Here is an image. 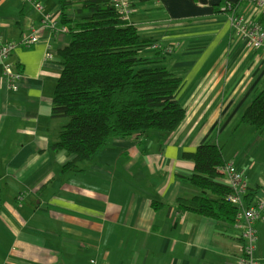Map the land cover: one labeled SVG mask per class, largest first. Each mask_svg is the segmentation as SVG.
Returning <instances> with one entry per match:
<instances>
[{"label":"crops","instance_id":"crops-1","mask_svg":"<svg viewBox=\"0 0 264 264\" xmlns=\"http://www.w3.org/2000/svg\"><path fill=\"white\" fill-rule=\"evenodd\" d=\"M36 1L42 10L0 0V45L39 37L0 61V264H239L244 218L183 212L178 199L202 194L189 155L206 142L241 170L249 206L264 199V132L240 123L264 87V54L235 35L225 7L259 11L241 0H132L129 23L152 42L141 54L181 77L186 116L174 131L114 138L65 167L75 155L52 145L68 119L52 106L71 36L60 0ZM69 1L67 17L86 18V0ZM7 64L21 75L17 90ZM256 227L264 264V222Z\"/></svg>","mask_w":264,"mask_h":264},{"label":"trees","instance_id":"trees-1","mask_svg":"<svg viewBox=\"0 0 264 264\" xmlns=\"http://www.w3.org/2000/svg\"><path fill=\"white\" fill-rule=\"evenodd\" d=\"M60 3L71 40L60 50L63 70L52 115L68 122L52 148L75 155L65 167L90 159L111 139L176 130L186 116L178 98L182 79L141 54L152 45L150 39L121 19L111 0L82 2L80 12L87 16L79 21L67 17L71 1ZM240 123L264 132V87L242 113ZM189 158L194 162L189 181L202 194L179 198V210L234 222L239 206L230 200L233 189L218 169L226 163L221 147L206 142ZM253 194L245 195L248 206Z\"/></svg>","mask_w":264,"mask_h":264},{"label":"built area","instance_id":"built-area-1","mask_svg":"<svg viewBox=\"0 0 264 264\" xmlns=\"http://www.w3.org/2000/svg\"><path fill=\"white\" fill-rule=\"evenodd\" d=\"M28 1L38 10H42L43 6L40 2L36 0ZM241 1L253 6L261 13L258 18H247L245 14L237 11L235 4L228 3L225 8L230 13L235 35L242 39L249 49L264 54V0ZM111 2L116 7L120 18L128 20L132 9V0H111ZM38 40V35L33 34L24 37L19 45L11 42L0 45V61L7 58L17 46L32 47ZM4 72L10 80V88L17 90L19 87L18 81L21 78L20 73L14 71L9 64L5 65ZM218 169L223 175V182L233 189L229 198L234 204L239 206V217H243L245 221L242 232V255L239 258V264H259L254 256L258 242V231L255 223L258 221L264 222V199L249 207H245L244 195L247 192L248 183L241 170L231 162L225 163Z\"/></svg>","mask_w":264,"mask_h":264},{"label":"rangeland","instance_id":"rangeland-1","mask_svg":"<svg viewBox=\"0 0 264 264\" xmlns=\"http://www.w3.org/2000/svg\"><path fill=\"white\" fill-rule=\"evenodd\" d=\"M261 12L259 11V14H260ZM129 19H130V17H129ZM129 19H128V21H129ZM263 84H264V79H263ZM253 97H254V95L249 99V101L248 102H251V100L253 99ZM234 128L235 127H233V129L232 130H234ZM232 130H230V132L232 131ZM258 222H263V221H258ZM258 222H256V223H258ZM256 223H255V227H256ZM256 229H257V227H256ZM258 231V230H257ZM243 232V231H242Z\"/></svg>","mask_w":264,"mask_h":264}]
</instances>
